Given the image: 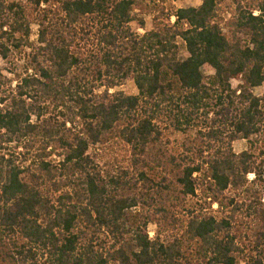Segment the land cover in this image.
I'll list each match as a JSON object with an SVG mask.
<instances>
[{"label": "trees", "instance_id": "1", "mask_svg": "<svg viewBox=\"0 0 264 264\" xmlns=\"http://www.w3.org/2000/svg\"><path fill=\"white\" fill-rule=\"evenodd\" d=\"M157 3L0 0V264H264V0Z\"/></svg>", "mask_w": 264, "mask_h": 264}, {"label": "rangeland", "instance_id": "2", "mask_svg": "<svg viewBox=\"0 0 264 264\" xmlns=\"http://www.w3.org/2000/svg\"><path fill=\"white\" fill-rule=\"evenodd\" d=\"M158 1V6L163 7L166 10H177V9H186V8H197L201 5L202 0H179L177 2H171V0H157ZM231 15L229 13H224L223 14V23H222V28L224 31H227V25L229 21L231 20ZM174 21V19H173ZM145 31H149L153 27V16L147 15L145 17ZM134 29L137 30L140 34H143L144 31L140 30L138 26L133 25ZM184 53V52H183ZM1 68L4 69V64H0ZM205 74H210L211 72L208 69L204 70ZM237 85V82H233V86L235 87ZM119 91H122L126 95H135L137 94V90L132 82H128L124 86L118 89ZM254 94L258 97H263L264 96V85L255 89ZM176 139L179 141L181 138L179 136L176 137ZM234 151L236 153H241L246 150L247 148V143L245 141H239L236 142L233 145ZM154 231L155 228L151 227L149 232L151 237L154 236Z\"/></svg>", "mask_w": 264, "mask_h": 264}]
</instances>
